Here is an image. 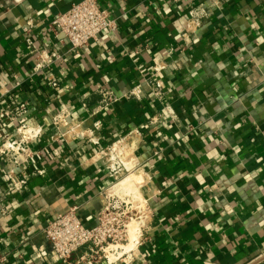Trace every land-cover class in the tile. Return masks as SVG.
Masks as SVG:
<instances>
[{
  "label": "crops",
  "instance_id": "obj_1",
  "mask_svg": "<svg viewBox=\"0 0 264 264\" xmlns=\"http://www.w3.org/2000/svg\"><path fill=\"white\" fill-rule=\"evenodd\" d=\"M81 1L0 0V113L24 104L41 131L27 154L0 156V264H63L43 228L74 206L94 224L132 178L117 194L142 199L140 237L115 264L264 257V0H99L116 28L73 50L51 24ZM103 88L131 97L101 109ZM0 132V147L20 141L7 119ZM125 137L113 186L104 150Z\"/></svg>",
  "mask_w": 264,
  "mask_h": 264
},
{
  "label": "built area",
  "instance_id": "obj_2",
  "mask_svg": "<svg viewBox=\"0 0 264 264\" xmlns=\"http://www.w3.org/2000/svg\"><path fill=\"white\" fill-rule=\"evenodd\" d=\"M51 28L56 36L67 40L73 50H79L87 46L91 41L108 29L116 28V21L111 17V13L100 6L99 0H82L74 4L68 11L55 17ZM29 31V28L25 29ZM50 66L48 63H40L39 68ZM39 69V70H40ZM49 84L55 90L59 89L58 79L54 75L48 76ZM140 87V86H139ZM139 87L136 88L139 91ZM101 109H105L120 101L123 97L130 98L129 95L119 96L113 90L102 89ZM27 109L24 104L18 106H7L0 113V125L6 119L18 125V132L21 135L20 141H6L0 147L1 160L5 161L11 151L14 153H25L27 149L23 146L29 139L38 137L41 133L39 129L31 128L25 117ZM54 124L59 129L72 121L69 110H63L53 118ZM152 125L157 123V119L151 120ZM76 127H71L70 132L75 133ZM4 135L0 132V139ZM64 137L58 133L57 139ZM127 137L113 143L104 150L109 161L110 175L115 179L113 186L120 182L129 171L127 160L130 155L125 151ZM0 164V173H1ZM12 176V173L9 172ZM130 195H118L115 192L105 194V203L96 215L94 224H86L80 216V207L74 206L67 212L60 214L51 220L44 228L43 234L51 245V250L57 259L63 264H68L70 259L81 249L85 248L84 254L79 255L75 264H99L101 260H106L109 264H115L124 257L130 250L126 246L130 242L129 227L134 220H142L143 205L135 207ZM5 210L0 209V215ZM38 257H48V251L44 246L34 248Z\"/></svg>",
  "mask_w": 264,
  "mask_h": 264
},
{
  "label": "rangeland",
  "instance_id": "obj_3",
  "mask_svg": "<svg viewBox=\"0 0 264 264\" xmlns=\"http://www.w3.org/2000/svg\"><path fill=\"white\" fill-rule=\"evenodd\" d=\"M122 179V178H121ZM124 179V178H123ZM122 179V180H123ZM123 184V183H122ZM122 184L118 185L116 188H114V190H112V192H115V193H118L119 192V188L122 186ZM132 184H136L135 182L132 183ZM118 189V190H117ZM135 201H133V200ZM132 202H134V206L137 207V205L139 206V203L136 201V198L134 199V196L132 197ZM141 203V202H140ZM137 204V205H136ZM140 222V225H141V220H134L132 223H131V226L128 228L129 229V246H126V248L129 250V249H133L134 246L136 245L134 240L138 239L139 237V234H140V230H139V227H138V223L137 222ZM133 231L132 233V236H130L131 232Z\"/></svg>",
  "mask_w": 264,
  "mask_h": 264
},
{
  "label": "bare ground",
  "instance_id": "obj_4",
  "mask_svg": "<svg viewBox=\"0 0 264 264\" xmlns=\"http://www.w3.org/2000/svg\"><path fill=\"white\" fill-rule=\"evenodd\" d=\"M128 176V175H127ZM125 179V178H124ZM123 179V180H124ZM123 180H121V181H123ZM137 180V178H132V179H126L124 182H123V184H124V186H126V184H128L129 182H131V181H136ZM120 181V182H121ZM120 182H118V184L120 183ZM119 195V194H118ZM130 195V194H129ZM131 196V195H130ZM133 200V199H132ZM133 201H135V200H133ZM137 202H142V199H139V200H136ZM145 201V200H144ZM134 203V202H133ZM146 203V202H145ZM135 205V204H134ZM137 205V204H136ZM138 206V205H137ZM143 207H145L144 205H143ZM145 216V215H144ZM138 223V227H139V230H140V222L138 221L137 222ZM130 226H131V224H130ZM130 236H132V234H130ZM139 237H140V234H139ZM139 237H138V239H136V240H134V242H135V244L137 243V241L139 240ZM139 243V242H138ZM130 244H128L127 246H129Z\"/></svg>",
  "mask_w": 264,
  "mask_h": 264
},
{
  "label": "water",
  "instance_id": "obj_5",
  "mask_svg": "<svg viewBox=\"0 0 264 264\" xmlns=\"http://www.w3.org/2000/svg\"><path fill=\"white\" fill-rule=\"evenodd\" d=\"M262 260H264V257H262V258H260V259H258V260H256V261H254V262H252V263H250V264H257V263H259V262L262 261Z\"/></svg>",
  "mask_w": 264,
  "mask_h": 264
}]
</instances>
